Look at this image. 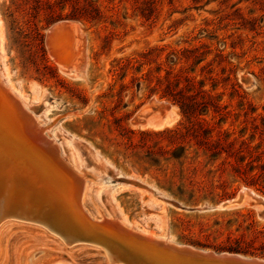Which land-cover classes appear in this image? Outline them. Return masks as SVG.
Here are the masks:
<instances>
[{"label": "rangeland", "instance_id": "374dc122", "mask_svg": "<svg viewBox=\"0 0 264 264\" xmlns=\"http://www.w3.org/2000/svg\"><path fill=\"white\" fill-rule=\"evenodd\" d=\"M90 1L103 15L91 24L71 18L73 7L87 0H0L3 86L23 101L61 156L69 161L71 154L93 184L90 213L98 216L100 209L135 231L178 246L264 261V195L235 177L233 167L223 166L231 153L216 158L194 142L177 149L159 135L187 121L177 105L161 98L157 79L148 77L159 64L160 77L166 76V64L176 63L168 59L172 52L197 48L198 54L208 53L199 65L181 63L176 69L188 68L228 106L220 126L237 139V148H254L262 157L254 164L258 172L264 166V0ZM136 1L139 10L132 7ZM62 21L76 22L79 29L84 60L76 76L61 73L46 44L49 29ZM132 58L149 64L114 71L118 61ZM202 117L211 126L219 120L212 110ZM29 175L21 165L6 208L9 212L17 202L21 214L8 219L0 264H17L20 250L42 249L52 252L47 264H108L104 256L114 264L104 246L68 245L51 229L46 219L55 200L39 186L23 190L20 181L32 179ZM244 190L253 197L248 195L243 205L221 207ZM155 257L158 264H174L171 255L157 252Z\"/></svg>", "mask_w": 264, "mask_h": 264}, {"label": "bare ground", "instance_id": "6f19581e", "mask_svg": "<svg viewBox=\"0 0 264 264\" xmlns=\"http://www.w3.org/2000/svg\"><path fill=\"white\" fill-rule=\"evenodd\" d=\"M78 38L79 29L76 23H72L68 30L49 32L48 47L64 75L76 76L81 69L84 54L83 48L78 46ZM5 51V35L0 23V65H4ZM39 126L38 120L29 112L23 101L18 99L11 89L4 87L0 80V259L5 257V232L9 224L8 219L20 217L21 214L20 204L17 202L9 212L6 208L11 205L9 196L16 190L19 178L17 171L22 165L24 169L27 168L33 173L32 179L19 180L23 190L36 191V186H39L38 188L46 190L55 200L51 201L55 205V210L46 219L51 229L60 234L68 245L83 242L104 246L114 264H158L155 259L157 252L173 256L174 264L264 263L263 260L244 258L239 255L201 252L190 247L178 246L166 238L151 235L145 231H135L129 228L125 221L110 218L100 209L98 216L93 215L87 209V202L94 188L93 184L86 180L85 174H80V170L75 166L74 157L70 154L69 161L64 159L56 143L46 137ZM3 159H5L4 163H2ZM245 200L239 206L243 205ZM47 207L48 204L45 206L46 210ZM47 211L49 212V208ZM119 238L123 242L118 241ZM124 241L130 243V247H126L123 244ZM157 248H162L167 253ZM51 256V250H35L32 253L20 250L16 261L17 264H47ZM104 257L110 264L108 258Z\"/></svg>", "mask_w": 264, "mask_h": 264}, {"label": "trees", "instance_id": "16d2710c", "mask_svg": "<svg viewBox=\"0 0 264 264\" xmlns=\"http://www.w3.org/2000/svg\"><path fill=\"white\" fill-rule=\"evenodd\" d=\"M65 2L68 4L70 0H65ZM79 3L73 7L72 19L90 24L102 19L103 15L96 3L90 0H87V4L84 6H79ZM132 7L135 10L140 9L137 1L134 2ZM155 51L159 50H151L145 56L151 55ZM197 52L198 49L195 48L186 49L182 52L175 51L169 54L168 59L172 56L175 58L176 63L173 65L166 64L167 72L164 78L159 75L162 64H159L149 72L148 77L157 79L156 89L161 91V98L177 105L187 121L186 124L181 125L179 128L161 132L159 135L167 136L171 144L176 146L177 149L181 148L184 143L190 144L194 142L200 150L213 153L212 156L216 158H219L221 153H231L224 161L223 166L229 165L233 167L235 177L250 187L259 188L258 191L264 195V166H261L258 172H256L258 168L254 166L255 163L261 161L262 157L259 155L255 156L254 148L247 147V152L237 148V139H232V134L227 130H223L220 126V123L228 118V106L222 104L219 96L206 91L204 89V80H198L196 76L190 75L192 73L188 72V68L182 66L179 70L176 69V66L181 63L187 64L191 62L193 67L203 62L208 53L198 54ZM158 57H160V54L157 55ZM147 62L138 58L118 61L114 71L122 72L130 66L136 65L142 67L148 65L149 63ZM211 110L219 119L214 126H211L209 121L202 117L203 111ZM216 130H219L217 136L214 135ZM226 170L225 167L222 169V175L225 174ZM198 171L194 167L193 172L197 174Z\"/></svg>", "mask_w": 264, "mask_h": 264}, {"label": "water", "instance_id": "95a60500", "mask_svg": "<svg viewBox=\"0 0 264 264\" xmlns=\"http://www.w3.org/2000/svg\"><path fill=\"white\" fill-rule=\"evenodd\" d=\"M72 23H76V22H73V21H62V22H59L55 25H53L50 29H49V32H59V31H65V30H68ZM48 40H49V33L47 34V37H46V44L48 43ZM50 41H51V37H50ZM48 47V45H47ZM49 49V48H48ZM50 51V50H49ZM51 54V53H50ZM52 55V54H51ZM249 194L246 192V191H242L241 193H239L236 198H234L233 200L231 201H228L226 203H224L223 205H221L222 208H231V207H235V206H238L242 203V201H244V199L247 198ZM81 243V242H80ZM83 243V242H82ZM259 264H264V263H259Z\"/></svg>", "mask_w": 264, "mask_h": 264}]
</instances>
